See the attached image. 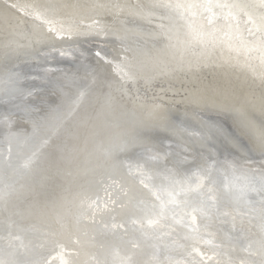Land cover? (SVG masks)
Returning <instances> with one entry per match:
<instances>
[{"label": "bare ground", "instance_id": "1", "mask_svg": "<svg viewBox=\"0 0 264 264\" xmlns=\"http://www.w3.org/2000/svg\"><path fill=\"white\" fill-rule=\"evenodd\" d=\"M28 2L0 0V188L7 183L14 189L0 202V260L113 264L130 256L134 264H156L157 257L163 264L169 258L178 264L202 259L204 264L229 259L240 264L247 257L242 248L249 240L259 241L262 221L243 215L249 205L236 198L238 193L223 190V176L216 193L219 211L195 221L196 213L184 207L190 198L174 197L172 190L180 191L182 178L195 170L193 161L201 163L199 156H211L208 165L219 161L217 168L229 179L247 175L259 182L264 177V154L257 146L264 123L259 61H246L226 47L195 49V55L190 51L181 59L179 51L165 48L163 38L149 35L159 20L150 24L131 14L138 3L150 0H59L109 7L83 13L90 17L83 22L74 18L80 30L71 37L50 34L51 39L37 43L46 29L10 8ZM114 3L121 9L111 8ZM5 16L14 30L2 22ZM93 22L96 30L86 31ZM97 51L104 60L95 56ZM124 57L132 78L121 80L105 60ZM11 77L16 89L29 86L34 93L20 89L22 97L5 96ZM43 81L44 87L37 86ZM23 108L29 114L18 111ZM93 127L103 129V135L91 136ZM146 128L157 147L135 151L161 159L144 166L142 175L135 168L143 160L130 159L131 150L105 155L114 137H134ZM34 153L31 168L22 169ZM225 164L235 171L225 170ZM141 218L145 224L159 218V223L146 232Z\"/></svg>", "mask_w": 264, "mask_h": 264}, {"label": "snow or ice", "instance_id": "2", "mask_svg": "<svg viewBox=\"0 0 264 264\" xmlns=\"http://www.w3.org/2000/svg\"><path fill=\"white\" fill-rule=\"evenodd\" d=\"M97 7L106 8L109 5L93 4L88 6L78 3H61L59 0H31V2L24 4L12 3L10 5L11 9H15L24 16L32 17L46 29L43 37L37 36V43H40L45 37L51 39L52 35L50 34L60 38L64 36L71 37L80 30L79 25L74 23V18L81 17V22H83V19H90V17L82 14ZM110 7L120 10L122 6L114 3ZM160 10L163 14L160 13ZM131 14L148 21L150 24L153 22V18L159 20L160 23L156 24L157 30L149 33V35L154 38H163L165 48L179 51L181 59H183L185 53L190 51L195 55V49L206 52L226 47L228 51L235 52L237 57H245L246 61L258 60L262 69L261 78L264 79V0H150L149 3H138L135 6V11ZM164 21L168 23L166 24ZM2 22L14 30L10 17H3ZM33 28L35 30L36 25H33ZM95 30V22L86 29L89 32ZM5 47H8V45H5ZM56 51L58 50L52 49L53 53ZM49 54L45 53V55ZM67 54L64 51L60 52L61 56ZM95 56L104 60L101 51H97ZM105 63L112 65L113 72L121 80L132 78V68L127 57L119 61L105 60ZM196 63L198 64L199 60ZM188 66H193L191 60L188 61ZM7 84L10 86L6 90V95L17 90L15 88V77H11ZM90 135L93 137L102 136L103 129L93 127ZM43 143L47 144L48 141ZM257 146L264 154V123H261L258 130ZM155 147H157L156 137L146 128L142 134L134 137H114L109 148L105 149L104 152L105 155L112 156L116 152L122 154L131 150L129 153L130 159L135 157L137 161L143 160V164L137 163L135 168V171L142 175L144 166L152 162L159 163L161 158L159 154L142 155L135 150L140 148L151 151ZM9 151L11 152V149ZM168 154L165 153V155ZM34 157L35 153L33 157L25 160L21 168L30 169ZM198 159L201 163L193 161L196 167L192 174L182 178L180 191L176 192V189L173 188L174 197L184 195L190 198L184 202V207H190L191 211L196 213V216L193 217L194 221L203 216L211 215L219 211L217 203L219 196L216 193L220 190L219 178L223 176V190L227 193H238L239 195L236 198L249 205L247 212L243 215L249 216L250 220L258 215L262 221L259 241L249 240L247 245L242 248V251L247 253V257L241 260L240 264H264V177L259 182L256 181L255 177L247 175L235 177V180L229 179L224 176L222 169L217 168L219 161L213 160L212 164L208 165L207 161L211 159V156H199ZM120 166L124 167L125 162L121 161ZM126 166L131 175L134 171L132 164L128 162ZM223 167L225 170L226 168H233V171H235L232 165L225 164ZM168 174L173 175L174 173L168 170ZM241 180H243V183L238 184L237 182ZM140 183L144 185V189L148 188L143 179L140 180ZM121 187H123V184ZM13 191L12 185L7 183L0 188V202H6ZM249 194L259 196L260 199L258 201L246 200L245 198ZM155 199L159 200L160 197L156 196ZM173 202L175 201L173 200ZM94 203L98 206L99 198ZM165 209L166 205H162L161 211L163 212ZM222 215L227 217L228 213L225 212ZM232 219V231L235 232L237 230L236 218L233 217ZM144 220L145 218L140 219V227L146 232L149 229H154L159 223V218L149 219L147 224ZM208 243H211V241H208ZM254 243L258 246L254 247ZM157 248L158 251H163L159 246ZM117 256H119V253H117ZM0 264H18V262L0 260ZM67 264H71V261H68ZM104 264H107V261ZM113 264H134V261L129 256L119 261L114 260ZM156 264H163V262L157 257ZM167 264H178V262H174L169 258ZM199 264H204L203 259ZM208 264H211V260L208 261ZM226 264H234V262L229 259Z\"/></svg>", "mask_w": 264, "mask_h": 264}, {"label": "water", "instance_id": "3", "mask_svg": "<svg viewBox=\"0 0 264 264\" xmlns=\"http://www.w3.org/2000/svg\"><path fill=\"white\" fill-rule=\"evenodd\" d=\"M68 61H70V60H68ZM67 60L64 62V63H70V62H68ZM47 63H49V61L47 62ZM42 64H45V63H42ZM85 66V65H84ZM84 66L82 65V66H80L79 68L80 69H82V67L84 68ZM36 70H38V71H36V72H38V73H40L39 71H40V68H36ZM41 84V87H44L45 85H46V83L43 81V82H41V83H38V85L37 86H39ZM41 87H38L37 89H40ZM29 88V86H20L19 85V88L16 90V91H13L11 94H9V95H18L19 97H22V94H24L23 93V91L22 90H25L26 92H29L28 94H30V93H34V91H30V89L29 90H27ZM20 89H22L21 90V93H20ZM9 95H5V96H9ZM67 100H68V97H67ZM20 103H22V102H20ZM31 104V103H30ZM18 111H20V113H24V114H29V110H26L25 108H23V109H19ZM59 112V111H58ZM57 112V113H58ZM10 114V113H9ZM1 123V122H0ZM4 123V122H3ZM168 146H170V144L168 145ZM255 162H260L259 161V159H256L255 160ZM262 165H264V164H262Z\"/></svg>", "mask_w": 264, "mask_h": 264}]
</instances>
